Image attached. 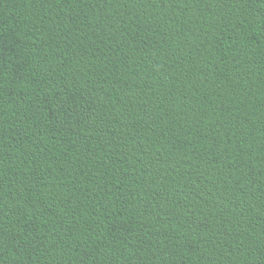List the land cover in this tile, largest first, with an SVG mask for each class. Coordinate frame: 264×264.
<instances>
[{
    "label": "trees",
    "instance_id": "1",
    "mask_svg": "<svg viewBox=\"0 0 264 264\" xmlns=\"http://www.w3.org/2000/svg\"><path fill=\"white\" fill-rule=\"evenodd\" d=\"M0 264H264V0H0Z\"/></svg>",
    "mask_w": 264,
    "mask_h": 264
}]
</instances>
